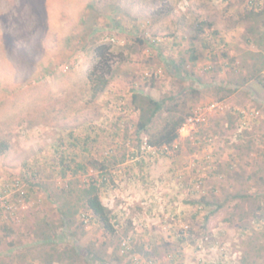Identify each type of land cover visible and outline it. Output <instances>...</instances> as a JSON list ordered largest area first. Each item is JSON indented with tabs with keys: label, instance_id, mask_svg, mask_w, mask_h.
Wrapping results in <instances>:
<instances>
[{
	"label": "rangeland",
	"instance_id": "rangeland-1",
	"mask_svg": "<svg viewBox=\"0 0 264 264\" xmlns=\"http://www.w3.org/2000/svg\"><path fill=\"white\" fill-rule=\"evenodd\" d=\"M249 1L0 0V264H264V16L245 20ZM101 44L115 74L92 99ZM134 91L166 101L148 132L199 120L146 148ZM58 142L70 156L127 155L103 193L114 234L63 197L89 177L57 174ZM68 200L79 212L66 229ZM42 226L52 241H36Z\"/></svg>",
	"mask_w": 264,
	"mask_h": 264
},
{
	"label": "trees",
	"instance_id": "trees-1",
	"mask_svg": "<svg viewBox=\"0 0 264 264\" xmlns=\"http://www.w3.org/2000/svg\"><path fill=\"white\" fill-rule=\"evenodd\" d=\"M249 13L246 14L243 18L249 19L252 16H264V8L262 9L261 4L258 0H250L249 1ZM203 25L201 26V28ZM252 31V30H251ZM141 42H145L140 39ZM156 41V40H154ZM157 42V41H156ZM96 53V62L92 69L88 72V82L90 86V92L92 99L97 98L101 93H103L106 88L112 82L114 76V70L111 64V52L110 46L107 44L98 45L95 49ZM196 60V57H194ZM256 81L264 86V80L260 79L259 76H254ZM132 105L134 111L138 114V120L135 123L137 128V133H146L147 138L145 140L146 148L151 147L157 150L168 148L173 145L180 136V129L187 121L189 114L184 115H172L171 118H168L165 124L156 132H148L149 126L153 123L155 117L158 115L160 111L164 109L165 100H157L150 95H146L143 93H139L138 91H134L132 94ZM177 111L176 109H174ZM119 129V128H118ZM116 135H119V131H117ZM91 136L88 135L85 139V144L91 142ZM63 143V140H60ZM75 143H73L74 145ZM60 143L57 145V162L56 167L58 169L57 174L63 179L79 177L82 175H88L89 180L83 181L82 186L80 188H72L70 187V182L68 188L62 187L63 197L70 196L72 194H78L77 200L82 204L84 208L89 213L90 218H93V222H97L102 225L105 232L114 234L118 230V226H120V218L117 213H115L111 208H109L103 201V193L113 189V183L115 181L113 176V169L117 164L125 162L127 155L124 154L121 158H117L114 155H109L104 153L102 156H94L90 154L88 149H85V153H77L70 156L65 153V151L60 152L59 147ZM75 146V145H74ZM9 145L5 142L2 145V150H7ZM138 148L136 152H132V157H136L139 152L142 151ZM129 155V154H128ZM144 158L140 161H137L138 164H142ZM98 172V175L92 174L91 172ZM38 173V172H37ZM257 173V172H256ZM256 176V174H248L247 179L252 178V176ZM259 179H263L262 176H259ZM28 181V180H27ZM29 183V182H28ZM38 186L42 187V182L30 183V189ZM33 190V189H32ZM29 192L25 194V198H28ZM246 197L249 194L245 195ZM244 196V197H245ZM70 203L66 205V203ZM68 202H64L60 205L59 210L61 211L60 221L62 225L66 227V229L75 224L77 221V214L79 209L75 207L72 202L68 200ZM192 204H196L201 210L202 207H206L210 205V202L207 200L205 195H202L199 200L191 201ZM222 206L219 204L218 207ZM88 216V215H87ZM209 214L205 216L207 219ZM257 217V221H260L262 216ZM131 222L129 221V224ZM190 232H194L192 228ZM244 234V233H243ZM35 235L38 237V243H46L53 240L52 237H55L57 233L48 232L46 226H42V228H38L35 232ZM182 237V236H181ZM181 239V238H180ZM183 240V238H182ZM245 259V258H244ZM140 261V259H138ZM151 262L157 263V259H150ZM246 261H242L244 263ZM147 264V263H145ZM158 264V263H157ZM232 264H236L233 262Z\"/></svg>",
	"mask_w": 264,
	"mask_h": 264
},
{
	"label": "built area",
	"instance_id": "built-area-1",
	"mask_svg": "<svg viewBox=\"0 0 264 264\" xmlns=\"http://www.w3.org/2000/svg\"><path fill=\"white\" fill-rule=\"evenodd\" d=\"M210 108H216V107H218V104L217 103H212L210 106H209ZM197 113H199V111H197ZM188 121H190V122H194V121H196V120H199V118L196 116H190L188 119H187ZM184 126V125H183ZM182 126V127H183ZM181 127V128H182ZM21 194H24V192L23 191H21Z\"/></svg>",
	"mask_w": 264,
	"mask_h": 264
}]
</instances>
